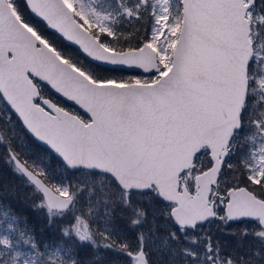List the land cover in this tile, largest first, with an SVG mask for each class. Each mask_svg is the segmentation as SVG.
I'll return each mask as SVG.
<instances>
[{
    "label": "snow or ice",
    "instance_id": "snow-or-ice-1",
    "mask_svg": "<svg viewBox=\"0 0 264 264\" xmlns=\"http://www.w3.org/2000/svg\"><path fill=\"white\" fill-rule=\"evenodd\" d=\"M0 145V264H264V0H0Z\"/></svg>",
    "mask_w": 264,
    "mask_h": 264
},
{
    "label": "trees",
    "instance_id": "trees-1",
    "mask_svg": "<svg viewBox=\"0 0 264 264\" xmlns=\"http://www.w3.org/2000/svg\"><path fill=\"white\" fill-rule=\"evenodd\" d=\"M65 50L67 51H73L72 48L68 47V46H64ZM53 97L56 98V100H61V98L57 97L56 95H54ZM64 101V100H63ZM66 104V106H68L70 109H72V105H70V103L68 102H64ZM17 127H18V131L20 133V136L23 138L25 145L29 148L30 150V155L33 159H43L44 156H48L50 155V150L44 146H42L41 144H39L29 133H27V131L25 129H23L21 126H19L18 122H17ZM3 145H0V148H2ZM54 158V157H53ZM11 170L9 169V172ZM14 175V174H13ZM54 179L56 182H64V183H69V182H75V177H72L68 172H56L54 173ZM25 191H27L25 189ZM30 203V201H29ZM5 205H10L12 208L16 209L17 212H23L24 215H28L30 213V209H21L19 204L16 202L15 198H8L4 201ZM6 209L3 207H0V228L5 226V218H4V211ZM11 215V213H10Z\"/></svg>",
    "mask_w": 264,
    "mask_h": 264
},
{
    "label": "flooded vegetation",
    "instance_id": "flooded-vegetation-1",
    "mask_svg": "<svg viewBox=\"0 0 264 264\" xmlns=\"http://www.w3.org/2000/svg\"><path fill=\"white\" fill-rule=\"evenodd\" d=\"M64 100V101H63ZM67 102V100H65V99H61V100H56V102H58L60 105H62V106H65V107H67V108H69L68 106H66V104L64 103V102Z\"/></svg>",
    "mask_w": 264,
    "mask_h": 264
},
{
    "label": "water",
    "instance_id": "water-1",
    "mask_svg": "<svg viewBox=\"0 0 264 264\" xmlns=\"http://www.w3.org/2000/svg\"><path fill=\"white\" fill-rule=\"evenodd\" d=\"M64 99V98H63ZM66 100V99H65ZM69 102V101H68ZM69 103H71L72 104V102H69ZM31 135V134H30ZM34 138V137H33ZM35 139V138H34ZM37 141V140H36ZM39 144H41L42 146H44V147H46L47 148V146L46 145H44V144H42V143H40L39 141H37Z\"/></svg>",
    "mask_w": 264,
    "mask_h": 264
},
{
    "label": "rangeland",
    "instance_id": "rangeland-1",
    "mask_svg": "<svg viewBox=\"0 0 264 264\" xmlns=\"http://www.w3.org/2000/svg\"><path fill=\"white\" fill-rule=\"evenodd\" d=\"M72 109H74V110H78V109H76L75 107H73Z\"/></svg>",
    "mask_w": 264,
    "mask_h": 264
}]
</instances>
